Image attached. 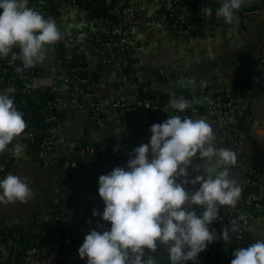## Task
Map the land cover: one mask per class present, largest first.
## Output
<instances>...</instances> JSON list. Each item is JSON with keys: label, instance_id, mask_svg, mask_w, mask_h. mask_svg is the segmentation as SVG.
Returning <instances> with one entry per match:
<instances>
[{"label": "crops", "instance_id": "crops-1", "mask_svg": "<svg viewBox=\"0 0 264 264\" xmlns=\"http://www.w3.org/2000/svg\"><path fill=\"white\" fill-rule=\"evenodd\" d=\"M178 1L190 5L196 0H135L131 14L109 0H80L78 6L72 0H49L50 17L56 21L62 39L48 46L45 60L35 65L39 87L30 98L26 114L30 123L40 126L44 100L49 94L56 96L60 106L55 141L44 160L26 145L21 159L14 158L10 151L0 153V179L9 173L27 177L35 194L27 203L0 204V224L16 227L13 231L0 230V264H86L87 258L81 260L77 251L84 236L91 229L98 230V225L110 227L99 216H92L93 210L102 213L104 208L97 194L98 177L109 172L110 164L126 166L129 156L121 154L150 140V126L162 123L173 112L167 108L173 96L190 93L196 105L202 106L217 93L232 90L236 83L246 84V99L235 117L211 119L200 114L198 118L211 124L215 146L236 153L231 178L241 188L240 197L247 194L251 170L264 167V140L251 133L253 121L264 122V14L233 25H216L208 35H182L162 23L147 22L156 16L162 2ZM263 2L250 0L242 8ZM115 21L128 26L138 45L137 70L129 68L121 37H115L107 47L96 43ZM70 37L74 42H68ZM76 50L88 71L86 86L99 103L96 111L78 108L82 84L61 81L67 72L65 58ZM137 74L142 76L141 81ZM192 78L195 88L185 87ZM142 82L152 96L160 99L159 109L120 113L111 108L113 100L131 103L139 98ZM201 82L204 87H200ZM6 89L11 88L1 86L0 92ZM119 126L123 130L116 135ZM13 143H19L18 139ZM82 144L94 145L99 152L80 157L86 171L72 178L68 170L53 162L78 157ZM193 164L202 165V161L194 159ZM189 173L190 178L199 174L191 168ZM263 185L264 179L260 190ZM198 187L190 185L189 189ZM238 216L249 239H264V209L255 214L240 212ZM215 243L220 257L210 264H230L228 243L221 239ZM165 253L162 247L153 253L157 264L166 263Z\"/></svg>", "mask_w": 264, "mask_h": 264}, {"label": "clouds", "instance_id": "clouds-1", "mask_svg": "<svg viewBox=\"0 0 264 264\" xmlns=\"http://www.w3.org/2000/svg\"><path fill=\"white\" fill-rule=\"evenodd\" d=\"M246 3L250 0H221L215 16L233 25ZM203 11L206 16L213 14L210 7ZM61 39L56 21L29 7L28 0H0V59L11 56L12 62L20 61L17 73L43 62L48 46ZM184 86L195 88V78ZM204 86L201 82L200 87ZM13 92H0V153L10 151L21 159L24 145L13 141L28 125ZM191 106L183 96L170 98L167 108L175 114L150 126V140L128 153L125 167H114L98 177L97 194L104 208L102 213L93 210L92 216L110 227L98 225V230L91 229L84 236L77 251L81 260L87 258L86 264H157L153 253L161 247L169 264H198L199 254L209 244L229 240V229L223 227L217 236L210 226L221 206L234 207L240 198L241 188L230 171L236 153L215 146V134L206 119L179 115ZM122 130L119 126L116 135ZM194 159L202 165H194ZM189 168L199 174L190 178ZM190 185L199 187L190 190ZM34 195L27 177L9 173L0 179V204L27 203ZM232 255L230 264H264V239Z\"/></svg>", "mask_w": 264, "mask_h": 264}, {"label": "built area", "instance_id": "built-area-1", "mask_svg": "<svg viewBox=\"0 0 264 264\" xmlns=\"http://www.w3.org/2000/svg\"><path fill=\"white\" fill-rule=\"evenodd\" d=\"M74 6H78L80 0H72ZM114 5H118L124 9L128 14L132 13V5L135 0H109ZM184 2L164 3L160 4L156 16L147 20L151 23H162L175 30L182 35H208L210 30L219 24H225L222 18L215 16L216 8L210 0H198L192 4ZM28 6L36 9L45 18L50 17V4L49 0H28ZM211 8L213 14L206 16L204 8ZM264 14V2L259 6H250L241 8L236 14L238 19L236 21H247L250 18L257 17ZM95 19L97 17L94 16ZM121 37L124 40L122 51L126 53L130 59L129 68L137 70L139 67L138 61V45L136 41L130 36L128 26L124 23L115 21L111 23L107 30V34L99 36L96 43L99 46L107 47L115 37ZM68 42H74L73 38L67 39ZM18 51V49H13ZM75 55L77 58L75 59ZM67 72L61 81L64 84L79 83L84 86V91L77 102L80 109H90L96 111L99 103L96 101L94 94L87 88L88 84V71L84 66L79 52L76 50L66 56ZM22 66L20 61H11V56L8 58L0 59V87L7 86L14 89V103L18 110L23 112V118L27 122L25 132L18 137V142L22 145L33 147L36 145V155L40 159H46L51 146L55 141L56 122L58 119L57 110L60 106L57 102L56 96L46 98L42 105L41 117L38 122L39 125L32 124L27 119V109L29 107L30 98L36 94L39 87V71L34 67L25 69L23 73H17L15 68ZM137 79L142 80V76L137 74ZM55 83V81H53ZM247 87L244 82H238L232 90H225L213 96L212 100L202 106L196 105L190 93L184 95V98L192 103V106L183 113L181 116L197 119L200 114H205L211 119H228L236 116L239 106L246 99ZM161 101L159 98L151 95L148 86L142 82L141 95L135 101L129 103L122 100H113L111 108L120 113H130L139 109H159ZM174 113L173 112L171 113ZM251 133L256 135L258 139L264 140V122L256 120L252 122ZM132 149H127L123 155H128ZM99 151L94 145L82 144L78 147V157H66L61 161L54 160L53 163L59 165L62 169L68 170L72 178L78 177L86 171V165L81 161L80 157L91 156ZM102 154V152H100ZM114 168L113 164L109 165V172ZM1 169V167H0ZM264 179L263 169L255 168L251 170L247 182V194L239 198L234 207L221 206L217 220L212 223L210 230H215L219 236L223 227L229 229V240L226 241L229 245V250L226 256L233 259L232 252L240 247H246L254 243L247 236L241 220L239 219L240 212L255 214L264 209V185L259 189L261 180ZM260 190V191H259ZM235 227L237 231L233 232L231 229ZM15 230V226L7 227L4 223L0 224V230L3 229ZM166 263L169 264L167 253ZM220 257V251L215 241L208 245L205 251L201 252L198 256V264H210ZM186 264H192L191 261Z\"/></svg>", "mask_w": 264, "mask_h": 264}, {"label": "trees", "instance_id": "trees-1", "mask_svg": "<svg viewBox=\"0 0 264 264\" xmlns=\"http://www.w3.org/2000/svg\"><path fill=\"white\" fill-rule=\"evenodd\" d=\"M196 1H198V0H196ZM211 2H212V1H211ZM212 3H213V5H214V7H215L216 9L220 6L219 3H216V2H212ZM74 57H75V59H79V58H77V55H75ZM48 98H51V94L47 95V99H48ZM29 104L31 105V102H29ZM40 117H41V115H40ZM32 148H33L34 151H36L37 146H36V145H33Z\"/></svg>", "mask_w": 264, "mask_h": 264}, {"label": "rangeland", "instance_id": "rangeland-1", "mask_svg": "<svg viewBox=\"0 0 264 264\" xmlns=\"http://www.w3.org/2000/svg\"><path fill=\"white\" fill-rule=\"evenodd\" d=\"M186 4H189V3H186Z\"/></svg>", "mask_w": 264, "mask_h": 264}]
</instances>
